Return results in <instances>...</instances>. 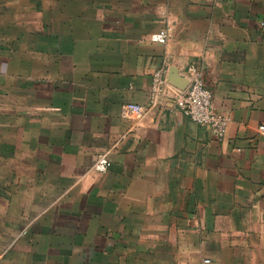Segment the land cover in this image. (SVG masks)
Wrapping results in <instances>:
<instances>
[{"label": "crops", "instance_id": "0c3cea01", "mask_svg": "<svg viewBox=\"0 0 264 264\" xmlns=\"http://www.w3.org/2000/svg\"><path fill=\"white\" fill-rule=\"evenodd\" d=\"M191 66L221 141L175 105ZM261 127L264 0H0V264H242L264 244Z\"/></svg>", "mask_w": 264, "mask_h": 264}, {"label": "built area", "instance_id": "2783aa9c", "mask_svg": "<svg viewBox=\"0 0 264 264\" xmlns=\"http://www.w3.org/2000/svg\"><path fill=\"white\" fill-rule=\"evenodd\" d=\"M230 1V0H217ZM169 37V29H166L159 34L151 36L153 43L166 44ZM190 84L189 88L180 91L177 94L175 105L181 113L188 117L192 122L208 127L212 134L218 140H223L226 136L228 125L230 124V117L218 113L213 105V95L207 88L202 72L195 66L188 69ZM165 86V78L163 71H157L153 75L152 84V103L163 92ZM124 112L131 115L136 121L142 120L146 115L144 107L128 103L124 107ZM264 130V127H261ZM111 161L108 153H100L97 155L91 171L95 174L101 175L109 171Z\"/></svg>", "mask_w": 264, "mask_h": 264}, {"label": "rangeland", "instance_id": "374dc122", "mask_svg": "<svg viewBox=\"0 0 264 264\" xmlns=\"http://www.w3.org/2000/svg\"><path fill=\"white\" fill-rule=\"evenodd\" d=\"M4 242V245L7 244V241H2ZM255 244H258V247L256 249L252 248L250 249L249 256L246 255V250L245 254L241 257H236L237 259L239 258L240 262L242 264H264V244L262 241H254Z\"/></svg>", "mask_w": 264, "mask_h": 264}]
</instances>
